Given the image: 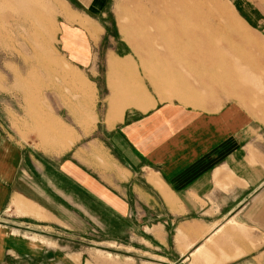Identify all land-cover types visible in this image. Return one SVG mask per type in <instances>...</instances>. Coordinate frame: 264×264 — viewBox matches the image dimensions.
<instances>
[{
    "label": "crops",
    "instance_id": "1",
    "mask_svg": "<svg viewBox=\"0 0 264 264\" xmlns=\"http://www.w3.org/2000/svg\"><path fill=\"white\" fill-rule=\"evenodd\" d=\"M64 1L93 20L109 0ZM61 19L62 49L90 77L78 99L48 94L40 136L0 119V264H264V133L161 100L132 58L100 75Z\"/></svg>",
    "mask_w": 264,
    "mask_h": 264
},
{
    "label": "rangeland",
    "instance_id": "2",
    "mask_svg": "<svg viewBox=\"0 0 264 264\" xmlns=\"http://www.w3.org/2000/svg\"><path fill=\"white\" fill-rule=\"evenodd\" d=\"M69 3L0 0V119L16 135L21 124L24 138L40 136L48 94L78 99L90 77L62 49L63 15L79 27L86 50L79 58L99 59L100 75L106 58L110 65L113 57L132 58L161 100L212 114L232 110L264 133V0H109L93 20ZM93 261L126 264L101 252Z\"/></svg>",
    "mask_w": 264,
    "mask_h": 264
},
{
    "label": "bare ground",
    "instance_id": "3",
    "mask_svg": "<svg viewBox=\"0 0 264 264\" xmlns=\"http://www.w3.org/2000/svg\"><path fill=\"white\" fill-rule=\"evenodd\" d=\"M234 3V2H233ZM139 54H138V52H136V56H138Z\"/></svg>",
    "mask_w": 264,
    "mask_h": 264
}]
</instances>
